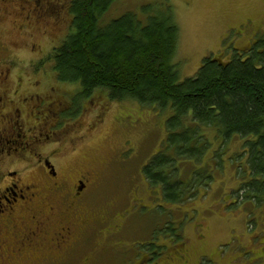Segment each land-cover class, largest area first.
Segmentation results:
<instances>
[{"label": "rangeland", "instance_id": "obj_1", "mask_svg": "<svg viewBox=\"0 0 264 264\" xmlns=\"http://www.w3.org/2000/svg\"><path fill=\"white\" fill-rule=\"evenodd\" d=\"M67 2L42 0L36 9L39 15L21 0L5 5L7 10L0 4V95L9 91L8 101H19L15 93L23 81L21 98L26 96L24 88H34L57 93L47 103L73 102L79 84L60 82L54 63L47 62L71 30ZM155 6L169 10L178 28L172 61L182 79L194 76L206 58L222 51L245 54V48L264 37V0H116L100 22L104 28L134 13L144 24L143 9ZM88 101L80 102L82 111L76 117L77 128L83 130L73 133L83 140L73 148L65 144L52 155L60 161L69 189L88 171L98 173L99 183L88 196L90 208L111 212L110 224L104 225L111 231L106 230L105 238L95 232L84 246L86 252H81L83 247L77 252L78 263L89 258V264H137L143 255L152 259L148 264H264V193L247 195L255 181L244 173L247 159L238 157L246 140L235 136L222 146L215 129L202 127L201 134L214 140L201 145L207 154L199 160L193 154L178 157L175 149H166L171 145L169 115L133 100L114 102L106 91ZM46 107L41 111L47 113ZM100 119V131L85 135V124ZM54 148L40 151L47 155ZM168 157L182 159L164 176L167 186L155 176L149 180L145 168ZM43 177L39 178L46 188L49 181ZM171 189L176 192L169 195Z\"/></svg>", "mask_w": 264, "mask_h": 264}, {"label": "trees", "instance_id": "obj_2", "mask_svg": "<svg viewBox=\"0 0 264 264\" xmlns=\"http://www.w3.org/2000/svg\"><path fill=\"white\" fill-rule=\"evenodd\" d=\"M115 1L64 3L72 15L71 30L47 59L54 63L53 71L59 81L79 84L83 92L81 100H89L102 90L114 102L133 100L142 107L169 115L171 145H166V149H175L178 157L196 155L199 160L207 154L201 145L214 140L208 138V133L201 134L202 127L215 129L222 138V146L239 136L246 141L238 157L247 159L244 173L255 181L247 195H262L264 37L245 48V54L222 51L206 58L194 76L182 79L172 61L179 33L171 12L158 6L147 7L142 12L148 19L144 24L139 14L127 13L103 28L100 19ZM0 4L2 8L8 5ZM259 48L262 50L258 51ZM181 159L153 160L144 174L149 180L155 176L166 185L164 176L169 169L174 171L175 161ZM175 192L171 189L169 195Z\"/></svg>", "mask_w": 264, "mask_h": 264}, {"label": "flooded vegetation", "instance_id": "obj_3", "mask_svg": "<svg viewBox=\"0 0 264 264\" xmlns=\"http://www.w3.org/2000/svg\"><path fill=\"white\" fill-rule=\"evenodd\" d=\"M15 1L0 0V3ZM21 1L34 5L39 15L36 9L40 7V0ZM23 84L21 81L17 86L22 89ZM20 89L15 93L19 101L14 98L8 101L9 91L0 95V264H76L77 252L82 247L81 252H86L84 246L91 242L95 232H101L105 238L106 230H111L104 225L112 220L109 208L106 214L90 208L92 203L88 196L97 180L99 183V174L88 171L69 189L68 180L59 169L60 161L56 163L52 156L64 150L65 144L66 149L73 148L84 138L73 136L74 132L80 134L83 130L77 128L76 122L77 114L82 111L79 104L83 92L80 86L73 99L75 103L67 100L63 102L67 105L61 108L64 105L61 102L47 103L49 97L57 94L54 90L45 94L42 90L24 88L26 96L23 94L21 98ZM101 92H95L98 94L94 93L91 98L96 99ZM35 99L38 103L34 106ZM45 107L47 113L41 111ZM84 108L87 106L82 105ZM103 116L104 120L106 115ZM103 120L85 124V135L99 132L98 124ZM51 146L55 148L47 155L40 151ZM41 174L49 181L45 183L46 188ZM97 226L102 228L96 229ZM121 230L112 231L110 235H117ZM137 259V264H148L150 258L142 255ZM81 263L89 264V258Z\"/></svg>", "mask_w": 264, "mask_h": 264}]
</instances>
